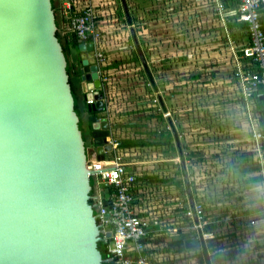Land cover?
Here are the masks:
<instances>
[{"label":"water","instance_id":"water-1","mask_svg":"<svg viewBox=\"0 0 264 264\" xmlns=\"http://www.w3.org/2000/svg\"><path fill=\"white\" fill-rule=\"evenodd\" d=\"M120 4L131 26L127 1ZM55 10L51 0H0V264H103L97 248L89 151L75 111L67 72L71 64L56 36L60 30ZM130 32L185 171L177 129L132 27ZM77 43L79 65L72 66L78 71L83 99L94 100L86 105L90 127L108 131L107 120L96 115L104 101L93 46ZM102 143L96 150L99 160L111 151L107 139ZM102 188L111 208L107 184ZM193 221L197 225L196 216ZM183 245L187 250L200 249L204 263L211 264L200 229Z\"/></svg>","mask_w":264,"mask_h":264},{"label":"crops","instance_id":"crops-1","mask_svg":"<svg viewBox=\"0 0 264 264\" xmlns=\"http://www.w3.org/2000/svg\"><path fill=\"white\" fill-rule=\"evenodd\" d=\"M65 1L66 0H57L58 9L61 14L59 33L64 39L68 37V34L63 32V28L67 21L64 13ZM75 1V6L79 10L87 4L92 5L96 9L98 14L96 24L102 32V37L96 44V49L100 50L105 57V62L100 68L103 85L99 90L100 93L103 94L104 107L103 110L96 113V115L100 119L107 120L109 126L108 131L92 130L89 123L90 114L87 113L86 109V101L83 99L84 105H77L83 119V124H86L92 134L89 139L94 143L100 141L98 144L95 143L98 147L103 146L102 139L104 138L107 140L111 139V141L118 143L116 152L123 157L127 171L134 173L136 176V181L132 189L135 210L138 215L147 218L151 222V225L148 228L146 252L154 263L205 264L200 249L187 250L183 245V240L185 238L197 236L196 230L193 228L195 225L193 218L191 219L187 216V212L191 208L189 207L186 179L184 176H187L188 182L187 172L189 171V167L186 165V170L184 171L180 161H178L179 156L173 141V136H170L168 133L170 130L166 118L158 104L157 94L154 93L152 87L149 85L148 79H146V74L142 71L143 69L140 64L138 52L133 45L130 32V28L132 27L135 30L138 44L143 53L144 59L149 66L155 85L158 87V94L162 96L168 113L172 114L166 104L167 99L165 98L164 93L173 97V82L175 85H178L175 80L179 79L180 86H187L189 79L186 64L187 55L181 54L177 57L173 52V47L176 46L172 43V31L171 27L168 25L170 17H166L167 15H165L161 20V16L157 13L158 9L155 8L157 0H154L153 5L149 2L147 8L140 7V5H142L141 3L145 0H138L139 2L136 4H139V6L135 5L132 9L138 8L137 13L139 14L132 16L129 11L132 20L131 26L127 23V19L121 6L123 20V25H121L124 26V29L126 28V30H121L120 27L118 28L116 26L114 19L109 21L108 17L110 15L105 13L106 10L104 7L108 3L114 4L113 0L111 2L108 1V3L106 0ZM180 1L181 0H174L166 2V5L163 4V6L165 8ZM224 1L225 0H222L225 6ZM127 5L128 10H130L131 6L128 2ZM211 5V0H193V10L191 11L190 8L188 11L194 13H191V15L188 16V19L191 21L196 20L200 28L204 29V26L201 27V24H204V19L208 17V29L211 31V34L216 37V40L219 41L223 35L226 41L227 39L229 40L228 42L233 49H236L238 55L235 58L233 79H229V82L234 83V85L239 88V93L242 94L241 87L238 85L234 74L237 65L247 66V63L244 61V55L242 56L241 53L245 52L249 57V35L246 32L245 25V31L244 29L241 30L240 26H234L233 29H230V24H241L233 19V11L237 6H225L227 14L225 22H222L210 8ZM141 9L142 11L145 10V12L140 13L139 11H141ZM127 39L131 41L130 44H126ZM186 40L187 39L185 38V44H181L184 51H187L188 46ZM127 48H130L135 52L136 61L139 62L136 67L138 73H136V75H139V72L141 73L140 78L143 76V78L146 79L147 86H149L152 92L151 95L149 94L151 100H149L148 109L143 113H132V109H126V106L124 105V103L127 106L130 105V102H127V98H130L131 94L127 92L128 95L127 97L125 96L124 85L126 79H124L122 75V70L125 68V61L121 62V59L119 58L120 51ZM199 48L202 51L206 49L204 45H201ZM75 49L76 53L73 52ZM69 51L70 54L72 53V58H74L71 65L78 66L80 53L77 48L70 47ZM177 59L181 62V68H183V63L186 64L184 65L185 70H181L180 75L173 73L172 68L174 63H178ZM192 78H197V76L193 75ZM76 81L78 82V84L76 83V96L78 98H83L80 81L79 79H76ZM168 85H170L169 88ZM138 94L139 96L142 95L145 97V93ZM244 101L246 106L248 103L251 108H253L252 102L249 100ZM135 103H137V101ZM141 104H143V101ZM181 115L187 120V109H185L184 113L182 112ZM151 116H153L152 121H156L160 124V128L145 130L141 129L139 127L140 125H136L138 123H144L146 121L145 118ZM139 119L141 121H138ZM93 131H96L97 135H101L102 139L96 141V136L93 134ZM257 131L258 128L254 130V132ZM254 132L251 135L250 141L255 143V148L259 149L258 144L253 140ZM104 133L106 134L104 135ZM124 133H127V135L123 136ZM182 135H184L183 131ZM182 135L180 133L178 134L180 144H182ZM142 140L149 142L150 144L143 146L135 145V142ZM122 142H125L127 146L122 147L120 145ZM151 142L153 144H151ZM246 142L248 141L246 140ZM260 143L264 155L262 140ZM147 149H152L155 152L154 157L149 158L148 161H143V159L137 160L140 157V153H143ZM96 150L97 148L94 147H89L88 149L89 152ZM174 153H176L178 158L179 172H177V169L173 168V165L171 164ZM111 154L112 153H108L105 156L110 157ZM260 164V169L256 171V174L251 170L252 164H246L239 167V169H241V174H244L246 185H253L242 192L243 203L241 212L248 211L250 213L243 218L241 223L235 222V225H225L228 231L222 232L221 229L219 231L220 238L212 241H205L211 264H264V201L262 200L264 197V159ZM174 173H180L181 177H175ZM259 176L261 177V180L252 181L253 178ZM190 194L194 203H202L205 205L204 188L194 187V191H190ZM214 214H218V212ZM252 222L253 224H251ZM180 240L182 243L181 248L178 246Z\"/></svg>","mask_w":264,"mask_h":264},{"label":"rangeland","instance_id":"rangeland-1","mask_svg":"<svg viewBox=\"0 0 264 264\" xmlns=\"http://www.w3.org/2000/svg\"><path fill=\"white\" fill-rule=\"evenodd\" d=\"M108 1L111 2L112 0H106L107 3ZM113 1L114 4H106L104 7L105 13L110 15L107 16L109 21L114 19L118 28L126 30L122 26L120 2L119 0ZM139 1L127 0L131 6L129 11L132 16L139 14L137 13L138 8L132 9L135 5L139 6V4H136ZM170 1L174 0H157L155 8L158 9L157 13L161 16V20L165 15L170 17L168 25L172 31V43L176 46L173 47V52L177 57L181 54L187 55L186 64L189 81L187 86H180V80H175L178 85L173 82L172 93L174 96L170 97L169 94L164 93L167 99L166 104L172 112L171 118L178 134L182 135L183 131L186 135H182L181 145L185 165L189 167L187 173L190 191H194V187L204 188L205 206L210 213H225L227 218L224 219L226 221L222 226V232H226L228 231L226 226L230 224L231 217L241 214L242 192L253 186L251 184L246 185L244 174H241L239 167L246 164L261 166L260 162L264 159L263 151L255 148V143L250 141L252 133L258 128L257 114L254 107L251 108L248 103L246 106L243 95L239 93V88L234 83L229 82V79H233L235 58L238 55L236 49H233L228 42L229 40L226 41L223 35L219 41L216 40V37L208 29V17L204 19V24H201L204 29L200 28L196 20L191 21L188 19V16L194 13L191 12L193 10V0H181L164 8L163 4ZM149 2L152 5L154 4V0H145L140 7L147 8ZM55 8L58 28H60L61 14L57 0H55ZM190 8L191 11L189 12ZM139 12H145V10L142 11L141 9ZM60 38L63 42L61 35ZM185 38L188 45L187 51H184L181 46V44H185ZM130 43L131 41L127 39L126 44ZM201 45L206 47L204 51L200 50ZM73 52L76 53V49ZM120 52L119 59H121V62L125 61V68L122 70L123 78L126 79L124 85L125 96L127 97V92L131 94V97L127 98L130 105L127 106L124 103L125 108L132 109V113H143L148 109L149 100H151L149 94L151 95L152 92L147 86L146 79L143 76L140 78L141 73L139 72V75H136V67L139 62L136 61L135 52L130 48ZM71 55L72 53L68 55L70 64L74 60ZM177 61L178 63L172 65L173 73L180 75V71L185 70L184 65L186 64L183 63V68H181V62L179 59ZM193 75H196L197 78L193 79ZM169 87L170 85H168ZM138 93H145V97L146 95L147 97L139 96ZM136 101L137 103H135ZM142 101L143 104H141ZM76 104L84 105L83 98L76 96ZM185 109L188 111L187 120L181 115ZM152 119L153 116L145 118L148 122H136L138 123L136 125H140L139 127L145 130L158 128L160 124L152 121ZM80 131L87 149L89 147L98 148L96 142H91L89 139L92 134L83 122L80 125ZM96 133V131H93L96 141L102 139V136ZM126 135L127 133H124L123 136ZM154 155L155 152L152 149H147L140 153L137 160L148 161ZM177 160L176 153H174L171 164L179 172ZM253 173L256 174V171ZM174 176L181 177L180 173H174ZM90 181L92 185H95L93 178Z\"/></svg>","mask_w":264,"mask_h":264},{"label":"built area","instance_id":"built-area-1","mask_svg":"<svg viewBox=\"0 0 264 264\" xmlns=\"http://www.w3.org/2000/svg\"><path fill=\"white\" fill-rule=\"evenodd\" d=\"M211 1L210 8L222 22H225L227 13L222 0ZM237 1L238 5L233 11V19L246 27V32L249 35L250 63L247 66L237 65L234 77L246 100L253 96L264 99V27L261 22L264 0ZM75 3V0L65 1L64 13L67 21L63 32L72 35L77 41L92 44L94 58L100 71L105 57L100 50L96 49V44L102 37V32L96 24L97 11L90 4L79 10ZM250 67L254 69H250ZM92 104H94L93 99L86 100V105ZM261 139L262 135L258 131L254 132L253 140L258 144L259 149L262 148ZM108 140L111 151L103 153L104 160H99L97 152L93 151L89 152L87 162L89 178H93L95 182L91 198L99 228V239L105 250L106 263L155 264L146 252L148 228L151 222L138 215L135 210L132 189L136 176L127 171L123 157L116 152L118 143L111 139ZM108 153H112L110 157L105 156ZM103 184H107L109 188L111 208L107 205L108 199L105 197ZM262 200L264 201V197ZM203 215L201 203H194V209H189L187 212L189 218L192 219L196 216L198 219L197 225L193 227L196 233L200 229L203 240L212 241L214 234L203 231L205 226L202 220Z\"/></svg>","mask_w":264,"mask_h":264},{"label":"trees","instance_id":"trees-1","mask_svg":"<svg viewBox=\"0 0 264 264\" xmlns=\"http://www.w3.org/2000/svg\"><path fill=\"white\" fill-rule=\"evenodd\" d=\"M52 3H54L55 5V0H51ZM225 3V6H237L238 5V1L237 0H225L224 1ZM261 22H262V25L264 27V8L261 10ZM57 25H58V21H57ZM234 26H240V29H244L245 31V27L243 24H238L236 25L235 24H230V29H233ZM60 33H57V37L62 45V49H63V52L64 54L66 55V57L69 55V50H70V47L72 48H77V39L75 37H73L72 35H67L68 37L66 39L63 38V42L60 38ZM241 55L243 56L244 55V61L247 63L246 65H248L250 63V57H248L245 52L241 53ZM250 69H254L253 67H250ZM67 72L69 73V66H67ZM70 84H71V91H72V94L74 96V99H75V111L78 115H80V112L78 110V106L76 104V91L75 89L72 87V83H71V80H70ZM244 97V96H243ZM244 100L245 97H244ZM250 102H252V106L254 107V111L256 112L257 114V122H258V132L262 135V142H263V147H264V99L263 100H260V98L258 97H255L253 96L252 98L248 99ZM106 133H104L105 135ZM150 144L149 142H145L144 140L142 141H139V142H135V145H148ZM151 144H153L151 142ZM157 144V143H155ZM120 145L122 147H125L127 146V144L124 142L120 143ZM260 169L259 165H255V164H252L251 166V170L252 171H258ZM257 180H261V177H255L252 179V181H257ZM202 204V203H201ZM202 210H203V218L202 220L204 221L205 223V226L203 227V231L204 232H210V233H213L214 234V239H217V238H220V235H219V231L222 229V226H224L223 224L225 223L226 220H224L226 218L225 216V213L224 212H221V213H218V214H214V213H210L209 212V209L202 204ZM250 212L248 211H243L241 212V214L239 215H234L231 217V220H230V224L232 225H235V222L237 223H241L243 218L248 216ZM236 223V224H237ZM240 225V224H239ZM181 240L178 242V246L179 248H181ZM97 248L98 250L100 251L101 255H102V258H103V263H106V259H105V250H104V247L101 243V240L99 239L98 241V245H97Z\"/></svg>","mask_w":264,"mask_h":264},{"label":"flooded vegetation","instance_id":"flooded-vegetation-1","mask_svg":"<svg viewBox=\"0 0 264 264\" xmlns=\"http://www.w3.org/2000/svg\"><path fill=\"white\" fill-rule=\"evenodd\" d=\"M74 68L75 67H73L72 65H70L69 66V75H70V80H71V83H72V87L76 90V83L78 84V82L76 81V79H79V75H78V71L77 72H75V70H74ZM146 76V75H145ZM152 78H153V76H152ZM74 79H75V81H74ZM146 79H147V77H146ZM154 80V79H153ZM155 83V82H154ZM157 87V86H156ZM158 88V87H157ZM169 115H170V117L172 116V114L171 113H169ZM79 117H80V125H81V123H82V121H83V119H82V117H81V115H79ZM171 120H172V118H171ZM173 121V120H172ZM168 124V123H167ZM168 128H169V126H168ZM169 130H170V128H169ZM169 133V135L170 136H172V133H171V130L168 132ZM174 141V140H173ZM181 148H182V145H181ZM103 264H106V263H103Z\"/></svg>","mask_w":264,"mask_h":264}]
</instances>
